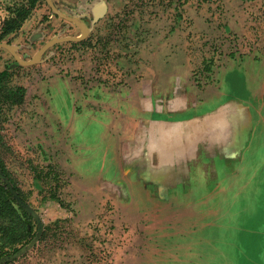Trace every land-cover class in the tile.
Instances as JSON below:
<instances>
[{
	"label": "rangeland",
	"instance_id": "obj_1",
	"mask_svg": "<svg viewBox=\"0 0 264 264\" xmlns=\"http://www.w3.org/2000/svg\"><path fill=\"white\" fill-rule=\"evenodd\" d=\"M52 1L89 32L84 44L41 50L54 33L81 30L36 0L1 41L31 63L12 67L6 81L23 86L25 97L0 107V157L42 226L33 244L0 264H264V111L226 175L194 182L179 191L184 198L171 192L174 203L157 206L145 194L127 198L121 182L97 190L102 180L130 185L134 176L119 174V122L88 109L103 86L143 75L149 65H179L201 99L239 98L258 110L264 96L253 92L264 81V0ZM29 2L0 0V30ZM13 60L0 49V70ZM113 102L124 118L136 108ZM47 165L54 170L37 184L31 168L46 172ZM52 192L60 200L48 198Z\"/></svg>",
	"mask_w": 264,
	"mask_h": 264
},
{
	"label": "crops",
	"instance_id": "obj_2",
	"mask_svg": "<svg viewBox=\"0 0 264 264\" xmlns=\"http://www.w3.org/2000/svg\"><path fill=\"white\" fill-rule=\"evenodd\" d=\"M184 73L179 65H149L143 75L103 86L96 106L88 109L119 122L114 149L119 174L134 176V182L102 180L97 190L103 183L121 182L127 198L145 194L157 206L170 204L171 192L184 198L179 191L198 181L217 182L219 174L229 172L230 162L240 159L255 130V117H262L264 98L258 110L239 98L210 102V96L201 99V91ZM253 96H264V81ZM115 99L129 101L134 113L129 110L124 118L125 112L114 108Z\"/></svg>",
	"mask_w": 264,
	"mask_h": 264
},
{
	"label": "trees",
	"instance_id": "obj_3",
	"mask_svg": "<svg viewBox=\"0 0 264 264\" xmlns=\"http://www.w3.org/2000/svg\"><path fill=\"white\" fill-rule=\"evenodd\" d=\"M36 0H30L29 6L19 8L17 15L4 21L0 30V42L5 36L17 30L21 23L28 17L30 9ZM55 4V2H53ZM54 33L51 37H57ZM71 44H84L85 41H69ZM9 43V42H7ZM10 65L0 70V107L2 104L20 105L24 101L25 88L20 85L6 86V81L11 77L12 67L19 68L21 65L14 59ZM5 81V82H4ZM1 142V136H0ZM47 171L32 167L37 184L48 177V172L54 170L53 166L47 165ZM43 172V173H42ZM45 172V173H44ZM48 198L60 200L55 192L47 195ZM35 210L29 205L22 195L20 188L8 174L7 167L0 157V259H5L12 254L19 252L21 247L29 244L39 235L41 221ZM44 228L41 240L44 239ZM9 264V263H7Z\"/></svg>",
	"mask_w": 264,
	"mask_h": 264
},
{
	"label": "water",
	"instance_id": "obj_4",
	"mask_svg": "<svg viewBox=\"0 0 264 264\" xmlns=\"http://www.w3.org/2000/svg\"><path fill=\"white\" fill-rule=\"evenodd\" d=\"M45 2L47 3V5L49 6V8L51 9V11L55 14H57L58 16L64 18L65 20L67 21H70L72 23H74L75 25L79 26L80 27V30H81V34L79 36H63V37H53L50 41H48L43 47L41 50H44L49 44H56V43H61V42H66V41H81L83 39L86 38L88 32H89V28L88 26L83 22L81 21L79 18L77 17H72V16H67V15H64L62 14L58 9L57 7L55 6V4L53 3L52 0H45ZM102 9L105 8V5L102 4L101 7H99ZM101 11V12H102ZM100 12V13H101ZM99 13V14H100ZM96 15H99L95 12ZM6 49L7 51H9V53L11 55H13L14 59L19 63V64H22V65H28L31 63V61H24L22 58H20L17 53H16V47L14 45H10L6 42H0V49ZM32 214L35 216V212H32ZM38 221H40V219H38ZM41 226L42 224H40V229H41ZM40 229H39V232H40ZM35 240H37V237L30 243V244H33L35 242ZM30 244L26 245L25 247H22L20 249L19 252L5 258V259H0V263H3V262H6L16 256H18L21 252H23L25 250L26 247H28Z\"/></svg>",
	"mask_w": 264,
	"mask_h": 264
},
{
	"label": "bare ground",
	"instance_id": "obj_5",
	"mask_svg": "<svg viewBox=\"0 0 264 264\" xmlns=\"http://www.w3.org/2000/svg\"><path fill=\"white\" fill-rule=\"evenodd\" d=\"M101 11H102L101 8H97V9L95 10V12H96L97 14H99Z\"/></svg>",
	"mask_w": 264,
	"mask_h": 264
}]
</instances>
